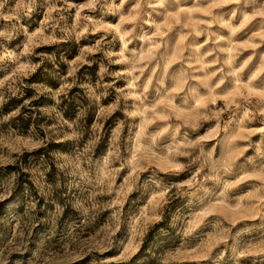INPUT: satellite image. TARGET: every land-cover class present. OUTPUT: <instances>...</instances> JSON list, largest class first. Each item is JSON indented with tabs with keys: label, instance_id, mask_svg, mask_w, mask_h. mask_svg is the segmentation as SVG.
<instances>
[{
	"label": "rangeland",
	"instance_id": "374dc122",
	"mask_svg": "<svg viewBox=\"0 0 264 264\" xmlns=\"http://www.w3.org/2000/svg\"><path fill=\"white\" fill-rule=\"evenodd\" d=\"M0 264H264V0H0Z\"/></svg>",
	"mask_w": 264,
	"mask_h": 264
},
{
	"label": "trees",
	"instance_id": "16d2710c",
	"mask_svg": "<svg viewBox=\"0 0 264 264\" xmlns=\"http://www.w3.org/2000/svg\"><path fill=\"white\" fill-rule=\"evenodd\" d=\"M23 125L24 126H27L28 125V122L27 121L26 122H23ZM158 224H161V221L157 222L155 225H158Z\"/></svg>",
	"mask_w": 264,
	"mask_h": 264
}]
</instances>
